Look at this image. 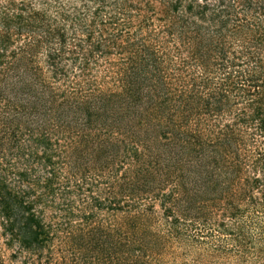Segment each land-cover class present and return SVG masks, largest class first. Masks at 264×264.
<instances>
[{"label": "trees", "instance_id": "16d2710c", "mask_svg": "<svg viewBox=\"0 0 264 264\" xmlns=\"http://www.w3.org/2000/svg\"><path fill=\"white\" fill-rule=\"evenodd\" d=\"M0 264H264V0H0Z\"/></svg>", "mask_w": 264, "mask_h": 264}]
</instances>
